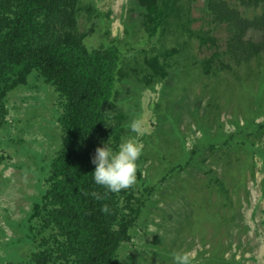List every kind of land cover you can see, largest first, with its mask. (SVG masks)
Returning a JSON list of instances; mask_svg holds the SVG:
<instances>
[{
	"label": "rangeland",
	"instance_id": "1",
	"mask_svg": "<svg viewBox=\"0 0 264 264\" xmlns=\"http://www.w3.org/2000/svg\"><path fill=\"white\" fill-rule=\"evenodd\" d=\"M212 1L219 0H185L183 21L192 18L199 31L191 37L182 28L150 35L149 2L73 4L70 31L89 50L120 48L108 119L121 127V141L142 147L136 182L114 193L121 214L143 202L115 264H174V253L187 254L190 264H264V50L258 58L231 46L236 30L214 18ZM223 1L251 20L264 11V3ZM263 25H246L244 38L262 41ZM201 32L210 39L202 43ZM5 98L0 264H30L33 253L56 250L58 230L44 229L34 211L64 137L63 99L35 70ZM133 120L138 132L128 128Z\"/></svg>",
	"mask_w": 264,
	"mask_h": 264
},
{
	"label": "trees",
	"instance_id": "2",
	"mask_svg": "<svg viewBox=\"0 0 264 264\" xmlns=\"http://www.w3.org/2000/svg\"><path fill=\"white\" fill-rule=\"evenodd\" d=\"M141 1L149 2L147 19L154 21L150 35L164 37L177 28L189 37L199 35L190 28L192 18L183 21L190 12L185 0H156L157 4L155 0ZM241 2L256 7L264 0ZM74 3L75 0H0V125L6 116L7 93L32 70L63 99L59 122L64 137L51 162L49 186L34 211L37 215L42 212L44 229L58 230L56 250L53 253L45 247L33 253L30 264H52L53 256L59 264H115L117 249L131 240L130 229L143 203L121 214L115 194L92 180L95 149L109 138L114 147L122 137L121 127L110 123L107 113L121 54L114 44L89 50L81 36L73 35ZM210 6L217 21L236 30L231 46L235 44L259 58L264 50V35L260 42L251 41L244 38L242 31L246 25L264 24V11L251 20L226 1H212ZM67 22L72 28L61 32L59 29ZM260 29L264 31V25ZM208 38L201 32L202 43ZM153 62L156 71L164 72L163 64L157 59Z\"/></svg>",
	"mask_w": 264,
	"mask_h": 264
},
{
	"label": "clouds",
	"instance_id": "3",
	"mask_svg": "<svg viewBox=\"0 0 264 264\" xmlns=\"http://www.w3.org/2000/svg\"><path fill=\"white\" fill-rule=\"evenodd\" d=\"M128 128L138 132L137 122L133 120ZM141 153L142 147L134 138L122 139L115 149L110 146L109 138L103 146L95 149L91 158L93 182L113 193L132 186L137 179V161ZM173 261L174 264H190V258L185 253H174Z\"/></svg>",
	"mask_w": 264,
	"mask_h": 264
}]
</instances>
